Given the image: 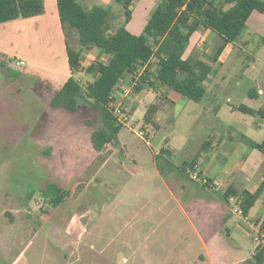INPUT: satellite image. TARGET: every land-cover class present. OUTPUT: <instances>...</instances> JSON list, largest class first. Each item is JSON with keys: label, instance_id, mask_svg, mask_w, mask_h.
<instances>
[{"label": "rangeland", "instance_id": "rangeland-1", "mask_svg": "<svg viewBox=\"0 0 264 264\" xmlns=\"http://www.w3.org/2000/svg\"><path fill=\"white\" fill-rule=\"evenodd\" d=\"M140 4L133 6L131 30L142 24ZM112 12L114 28L123 10ZM248 28L245 31L252 30L248 44L242 43L244 32L236 40L241 49L235 48L221 70L228 77L227 91L235 103H246L251 84H261L264 90V15L255 12ZM1 40L0 46L12 58L25 62L22 68H11L0 60V207L9 211L21 207L15 224L7 226L8 234L19 238L11 252L7 251L8 262L22 252L19 264H255L254 254L260 246L254 240L257 228L238 214L237 199L220 211L208 208L199 200V190L187 183L191 182L189 174L169 168L192 160L204 140L218 130L225 131L220 129L224 122L244 130L242 124L254 119L251 115L238 110L220 115L198 113L202 102L155 80L163 91L161 96L167 94L175 101L159 111V125L144 120L146 98L130 113L128 125L117 138L97 152L92 132L101 128V117L90 103L80 99L77 112L50 106L59 84L46 70H61L57 45L39 35L32 24H8ZM214 40L215 46L219 44V35ZM69 41L73 48H80L76 32ZM86 49L85 65L99 59L100 54ZM47 56L48 63L44 61ZM88 66L75 74L84 86L97 75V71L87 73ZM31 69L33 76L28 74ZM133 89L141 91L137 84ZM148 89H142L144 95ZM165 96L162 100L169 103ZM114 102L124 105L116 98ZM262 102L264 106V94L258 104ZM256 120L264 130V118L257 115ZM216 124L219 128L212 131ZM140 130L146 132L144 137ZM163 148L171 149L169 161L162 158ZM240 155V149H234L229 165ZM172 176L179 180L183 176L188 186L180 188ZM55 187L65 195L53 208L46 200L61 193ZM258 207L248 213L250 220L255 219ZM9 217H2L7 225ZM230 228L231 239L226 236L220 245L225 253L204 258L206 244H216L211 241L213 234Z\"/></svg>", "mask_w": 264, "mask_h": 264}, {"label": "trees", "instance_id": "trees-1", "mask_svg": "<svg viewBox=\"0 0 264 264\" xmlns=\"http://www.w3.org/2000/svg\"><path fill=\"white\" fill-rule=\"evenodd\" d=\"M56 1L66 35L72 75L54 94L50 106L77 112L80 99L90 103L101 117V128L92 132L93 148L97 152H102L112 143L125 126L116 119L112 104L115 98H111L121 73L128 71L136 77L139 75V90L146 86L156 88L158 86L155 82L158 81L170 90L199 102L206 93L204 83L211 74L212 67L200 57L192 53L186 54L193 33L207 28L219 35V44H216L212 54L208 56L209 60L215 62L225 46L241 36L251 14L254 11L264 12V0H158L143 30L136 34L128 29V23L133 18L134 0H116L121 4L123 14L114 28L112 18L115 19L116 16L109 5L98 4L86 9L80 0ZM227 5L230 6L227 8ZM44 12L45 0H0V24L38 16ZM73 32L79 38L78 49L73 48L69 41ZM90 45L110 54L111 60L108 64L95 60L86 67L87 73L97 71V75L84 86L75 74L82 71V52ZM153 66L155 70H151ZM142 68L144 70L141 72ZM253 93L254 88L250 89L249 95L254 97ZM234 108L264 118V106L254 109L240 104ZM159 109V104H151L144 114V120L158 126L156 119ZM209 144L206 141L203 150ZM255 146L264 151V139ZM158 157L156 155L155 158L159 166ZM198 159L199 155L179 168L187 175L188 167L197 164ZM55 188L61 192L60 188ZM64 195L65 192H61L46 202L56 208L63 201ZM222 196L226 201L235 197L243 212L248 214L259 200L264 201V179L255 192L237 191L229 187ZM254 257L255 264L264 263V245L257 248Z\"/></svg>", "mask_w": 264, "mask_h": 264}, {"label": "crops", "instance_id": "crops-1", "mask_svg": "<svg viewBox=\"0 0 264 264\" xmlns=\"http://www.w3.org/2000/svg\"><path fill=\"white\" fill-rule=\"evenodd\" d=\"M80 2L86 9H91L93 6L98 4H105V5H111L112 11L114 12L115 10L116 11H119L120 9L123 10L121 6L115 5L114 3L115 0H80ZM157 2L158 0H134V4L141 3L140 7L144 11L141 12L142 24L133 27L134 30H131L130 24L133 22L135 17V7H133L134 8L133 18L128 23V29L131 32L136 34L141 33L140 31L143 30L147 22V20L145 19L149 18ZM229 6L230 5H227L226 7L228 8ZM255 12H259V11H254L251 14V16L247 21V26L245 30H250L248 28L249 20L251 19L252 15ZM260 13L264 15V12H260ZM8 24L9 25L32 24L33 27H35V29L39 33V35H42V37L46 38L50 43L53 42L54 44L57 45L62 59L61 65H59L61 70L58 71V69L57 70L47 69L46 71L54 75L53 79L59 84V88H58L59 90L61 86L65 83V81L72 75V73L69 66L66 35L60 20L58 8H57V1L45 0V12L41 15L28 17V18H20L17 20L8 21L0 24V33H1L0 39L2 38L1 41H4L3 37L5 36V30ZM245 30L243 31V33L246 32L245 33L246 36L243 39L242 43L248 44L252 30L249 32ZM216 36L217 35L214 31L207 28H202L200 30L195 31L191 36L190 44L186 52L187 55L192 53L200 57L201 59L208 62L212 67V72L204 83L206 87V93L203 99L199 101L200 103L202 102L204 107H200V109L196 111L198 113H201L202 111L205 112L208 111L213 115H220L221 113L226 112V110L235 111L236 109L234 108V106L240 104H245L254 109H260L263 106L262 105L263 102L261 104H258V101L262 99V95L264 94V90L260 86L261 84H258V86L255 85L252 86L253 84L250 85V88L247 91L248 99L245 100L246 103L233 102L232 94L227 91L226 81L228 77L226 76L225 72L221 70L226 63L227 58L230 57L232 54H234L235 48L240 47L241 49V46H239L236 41L233 43H228L225 46L221 55L219 56L218 60L213 62L208 59V56L212 54L215 48L214 39H216ZM263 44H264V40H263ZM203 45H205V49L203 48ZM19 47L21 46L19 45ZM86 48H91L93 52L100 54L99 59H95V60L101 61L104 64H108L110 62L111 60L110 54L102 52L95 45H90L85 47L82 52L83 68L92 63V62H88V65H85L84 56L88 52ZM38 55L41 54L38 53ZM12 57L13 56L10 53H8L7 49L0 46V60L6 62ZM238 58L240 59V57ZM50 59L52 60V58ZM44 61L48 63L49 57L47 56L46 59H44ZM32 65L34 67V64ZM153 67L151 70H155V66ZM144 68L141 69V72L144 70ZM28 74L30 76H33L35 74L34 69H31V72H29ZM138 78L139 75L138 77H136L132 73L128 71H124V73H121V75L119 76L118 83L113 92L116 100L123 103L124 104L123 106L127 109L129 113H132L133 110L140 108L142 106V103L146 101V98L149 99V104H147L146 110L153 103L159 104L160 106L159 111L162 108L166 107L167 105L172 106L175 104V101L170 99L169 96H167V94L166 96L164 94V96L165 98L168 99L167 101L169 103L163 101L162 98H164V96L163 97L161 96L163 94V91L158 90V87L151 88L152 90H149L150 89L149 88L148 89L149 92L145 95H144V90H141L140 92H135L133 87L137 84ZM253 81L257 82V79ZM253 88L255 89V93H253L254 97H251L249 95V91L250 89ZM150 91H154V93ZM220 98L221 100H219ZM245 114H249V113H245ZM249 115H251L254 119L251 122H246L242 124L244 126V130L243 129L239 130L236 127L231 126V124L224 122L223 124L220 125L221 127L220 129L222 130L224 129L225 131L220 132L218 130L217 132H214V134H212V138L208 140H204L202 144L199 146V152L195 153L194 158L197 155H199V159L197 161L199 171L202 176L208 178L209 185L208 186L203 185L199 182L193 181L192 179L191 180L189 179V181L191 182H187V183L189 185L195 186L199 190L201 195L199 200L202 203H205V205L208 208L211 209L219 208L220 211L221 209H223L224 205L230 204V202L236 199L235 197H231L229 201H226L223 198L222 194L227 188L232 187L237 191L248 190L250 192H255L259 188L260 184L264 179V151L260 150L255 146L256 143L261 142L264 139V130L262 129V124L256 120L257 115H252V114ZM156 120H157V124L159 125L158 117ZM217 125L219 128V124L213 125L212 131H214V129L216 130ZM206 141H209L210 144L203 150L202 147ZM165 143H167V141H165ZM236 148L240 149L241 155L240 158L237 160V162H235L233 166H230L229 160L232 159L231 157L233 155V150ZM162 151H163L162 158L164 157V159H167L169 161V158L172 155L171 149L163 148ZM192 160H184L183 162L174 165H169L170 163H168V165L169 168H172L174 171L176 170V168H178V170L182 172V174L186 175V173L181 171L179 167L183 163L190 162ZM171 179H173L175 183L179 185L180 188H186L188 186L185 183L186 181L183 180L184 179L183 176L180 177V180L176 176H172ZM259 201L261 202L259 203ZM259 201L257 202L256 205L260 207H258L257 210L255 211V214L254 213L253 214L255 220L258 222V227L264 228V201L263 200H259ZM256 205L252 208V210L249 213L253 212V209L256 207ZM17 213L18 214L21 213V207H13L12 209H10V211L6 210V208L0 207V264H19V262L22 259L21 257L22 252H20L17 256H14L9 262L6 260L7 251L10 253L11 248L14 246V243H16V241L19 239L18 237L14 236L15 234H13L12 236L7 232L8 230L7 226H11L15 224L14 222L16 220ZM7 214L10 215L9 225H7L6 221L2 219V217ZM51 215L52 214H50V216ZM234 228L236 229L235 226ZM231 232H233V228L228 229L226 233L222 231L221 232L216 231V233H214L213 237L211 238V241L213 243L215 242L216 244L214 245L206 244L205 249L207 255L204 256V258L212 259L213 257H215L216 253H220V254L221 252L225 253V249L223 248L224 246H220V245L227 241L226 236L229 239H231V234H232Z\"/></svg>", "mask_w": 264, "mask_h": 264}, {"label": "built area", "instance_id": "built-area-1", "mask_svg": "<svg viewBox=\"0 0 264 264\" xmlns=\"http://www.w3.org/2000/svg\"><path fill=\"white\" fill-rule=\"evenodd\" d=\"M8 64L11 68H22L25 66V62L22 59H16L11 58L8 61ZM111 98L114 99V93L111 95ZM114 105L113 112L118 120V122L122 123L123 125L127 126L128 122L130 121V113L127 111V109L122 104L115 105V102L112 103ZM139 135L141 137H144L146 135V132L143 130L139 131ZM187 172L189 173V176L192 180L199 182L203 185H206L209 183V180L207 177H204L201 175L199 171L198 164H195L193 167H188ZM238 214L243 217V219L252 227V228H258L256 230V234L254 236V240L257 243V245H264V228L258 227V222L254 220H250V217L248 214H245L242 210V208H239L237 210Z\"/></svg>", "mask_w": 264, "mask_h": 264}]
</instances>
